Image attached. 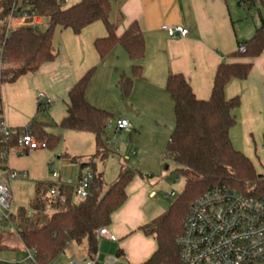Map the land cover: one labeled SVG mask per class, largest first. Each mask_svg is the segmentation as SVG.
<instances>
[{
    "label": "trees",
    "instance_id": "obj_1",
    "mask_svg": "<svg viewBox=\"0 0 264 264\" xmlns=\"http://www.w3.org/2000/svg\"><path fill=\"white\" fill-rule=\"evenodd\" d=\"M114 0H82L65 7L62 0H0V108L1 87L13 83L21 76L36 72L40 66L56 60L57 50L53 39L55 31L70 29L75 35L88 26L102 22L106 35L94 42L100 59L105 58L116 46H122L134 62L132 74L120 75L119 87L122 100L131 94L134 79L142 77L141 62L145 57V42L138 23L133 22L118 35L110 20ZM264 0H240L239 4H257ZM14 6L30 7V13L45 18L43 27H19L7 33V22ZM237 50L230 54L233 61L222 63L214 76L211 95L198 99L183 74L170 75L166 90L174 102L175 125L168 141L165 157L172 159L181 169L177 172L185 178L183 193L172 203L169 210L142 226L140 230L156 242V249L142 264H178L177 238L191 203L204 193L217 188H231L237 192L257 197L264 196V173L257 172L253 162L235 149L230 132L236 125L235 110L240 98L227 99L225 87L233 79L246 80L252 69V60L264 51V24L253 37L237 42ZM245 51L241 52L239 47ZM95 68L89 69L70 89L66 102V116L58 125L63 129L88 132L95 136L96 153L90 162L78 157H67L81 170L89 169L93 181L89 196L75 200L74 188L64 186L65 203L52 201L48 196L52 182H36L34 198L28 208L20 207L11 216L22 244L34 251L36 264H52L60 256L73 254L81 248L93 256L99 251L97 231L112 224L114 214L128 200V186L136 176L135 171L121 169L117 180L104 192L103 175L98 172L97 162L105 161L111 154L107 148V130L113 115L86 100V89ZM46 108H41L44 111ZM1 113V110H0ZM46 123L32 121L28 127L15 130L9 140L0 136V167L4 163L2 153L17 145V137L31 131L35 138L44 140L49 149L60 141V136L46 131ZM0 229V251L6 250ZM118 257L123 250L118 249Z\"/></svg>",
    "mask_w": 264,
    "mask_h": 264
},
{
    "label": "crops",
    "instance_id": "obj_2",
    "mask_svg": "<svg viewBox=\"0 0 264 264\" xmlns=\"http://www.w3.org/2000/svg\"><path fill=\"white\" fill-rule=\"evenodd\" d=\"M81 1L62 0L65 7ZM239 2L240 0H114L110 20L118 35L136 22L145 42V57L141 62L142 77L134 79L127 100H122L119 80L122 73L132 74L134 62L120 45L100 59L94 42L106 35L103 23L96 22L79 35H75L70 29L58 28L53 39L58 53L56 60L43 64L36 72L21 76L13 83L2 85L1 108L6 125L16 130L28 127L32 121H38L47 124L46 131L50 134H55L57 130L60 133L71 131L54 124H59L66 116V102L72 86L89 69L95 68L86 89V100L113 115L109 129L116 131V122L120 119L129 121L130 131L123 132L129 136L132 154L140 160L136 167L139 171L153 170L160 162H164V156H161L173 132L167 133L162 125H175L174 102L166 90L169 76L183 74L195 96L202 100L208 99L219 65L233 61L230 54L237 50V42L250 39L256 29L264 24L262 16L259 24H237L242 19ZM166 26H182L189 34L185 38H171L165 30ZM252 64L246 80L233 79L226 85L225 96L227 99L240 98V106L234 112L236 125L231 130L230 137L235 149L249 157L259 172L260 167H264V51L252 60ZM38 92H44L51 100L44 111L38 108ZM73 132L83 135L79 139L88 144V147L95 145V152L91 155L93 158L97 149L94 134ZM138 147L141 149L137 150ZM63 155L77 157L69 155L67 151ZM91 159L82 158V161L90 162ZM4 162L0 183L10 186L8 175L11 171L27 172L28 177L34 181V192L36 182H54L51 165L55 169L56 162L52 159L49 148L22 152L14 147L9 149ZM84 170L79 165L73 169L61 164L56 171L76 180ZM137 179L135 176L132 184L139 190L133 197L128 195V200L114 214L112 224L108 227L110 233L121 238L143 226L138 220L142 216L140 208L147 189L141 174ZM152 192L154 191H150L149 198ZM8 229L10 228L4 227L3 230L8 232ZM139 232L141 233L140 230ZM101 239L111 242L105 237ZM153 241L155 242L154 239ZM20 243L24 251L21 240ZM20 246H13L11 250L21 249ZM119 248L123 250V255L112 256L117 258L114 264L127 255L124 245ZM152 248L150 252L153 253L156 242ZM78 253L76 251L69 256L66 253L52 264H57L64 257L66 260L61 264H70L72 260L79 258ZM152 253L139 260L135 259L134 262L142 264ZM99 254V261L103 263L105 260L102 261V254ZM130 256L134 259L133 255ZM25 258L26 256L13 263L25 264ZM9 262L12 261L5 263Z\"/></svg>",
    "mask_w": 264,
    "mask_h": 264
},
{
    "label": "built area",
    "instance_id": "obj_3",
    "mask_svg": "<svg viewBox=\"0 0 264 264\" xmlns=\"http://www.w3.org/2000/svg\"><path fill=\"white\" fill-rule=\"evenodd\" d=\"M30 9L31 6L12 8L7 22V33L19 27L40 28L45 25V18L30 13ZM165 30L171 38H185L189 34L182 26H166ZM239 50L245 51L243 46H240ZM1 69L0 59V73ZM37 101L39 109L47 108L51 104L44 92L37 93ZM0 110V136L6 141L12 137L15 130L6 125L2 108ZM130 129L128 120L120 119L116 122V131ZM106 145L111 151H117L113 140L107 138ZM15 148L22 152L47 150L48 144L35 138L31 131H25L17 137ZM8 152L9 149L2 153L4 160ZM51 169L54 186L49 190L48 196L52 201L66 202V196L62 192L64 186L74 188L75 198L84 200L89 196L93 181L91 170H84L76 180H72L56 171L53 164ZM27 176V172L11 171L8 180L24 179ZM167 195L174 196L175 192L171 191ZM150 197H155V192H152ZM12 204L13 194L10 186L0 183V229L7 223L15 230L11 221ZM102 237L111 242L118 241L108 228L97 231L99 242ZM177 246L180 259L178 264H264V196L246 195L226 187H217L204 193L191 203L184 219L182 233L177 238ZM24 252L25 261L36 263L34 251L24 247ZM116 261V257H108L105 262L100 263L99 253H96L93 256L76 258L70 264H114ZM0 263L4 264L2 261Z\"/></svg>",
    "mask_w": 264,
    "mask_h": 264
},
{
    "label": "rangeland",
    "instance_id": "obj_4",
    "mask_svg": "<svg viewBox=\"0 0 264 264\" xmlns=\"http://www.w3.org/2000/svg\"><path fill=\"white\" fill-rule=\"evenodd\" d=\"M240 8L242 12V19L237 24H259V22H261L260 17L262 16L264 19V4H262L260 1H258L255 5L248 2L243 3L240 5ZM43 29H45V27H43ZM171 125L172 124L169 123L162 126L163 129L165 128L167 133H169V131H172L174 127V125ZM151 126L153 125L151 124ZM58 132L59 130H57L55 134L60 135V141L53 149H49L50 153L52 154V159L56 162V170L59 169L61 164H65L66 166L73 169L78 166V164L72 163L67 157L63 155L64 151H67L71 156H77L80 158V161H82V158L85 160L92 158L91 155H93L95 152V145L92 147L89 145L88 147V144L82 143L81 141L83 140L79 139V137L83 135L73 131H61V133L59 132L60 134H58ZM107 137L109 140H113L117 151H113L105 161H100L98 157L94 160L97 162L98 172L103 175V180L105 183L104 192L106 193L115 183L121 169H132L135 171L138 179L141 174L143 177V184L146 186L147 192L144 193L143 196L144 199L140 208L142 211V216L138 220V223L141 226L148 225L152 221L164 215L169 210L172 203L175 202L177 198H179V196L183 193L185 188V178L177 172V170L181 169V167L172 159L165 157L168 145L167 142L165 151L161 156H164V162H160L158 167L154 168L153 170H149L148 172L143 170L139 171L136 167V163H138V161L140 162V160L138 159V156H134L132 154L133 148L129 142L128 134L123 131L118 132L108 128ZM139 149L141 148L138 147L137 150ZM126 155H128L129 158L126 159ZM59 157L60 159H58ZM128 160L130 161L127 162ZM4 163L2 164V167H0V176L2 175V168L5 167ZM166 166L169 168L166 169ZM259 170H261L259 172L264 173V167H260ZM132 183L133 182H131L127 189L128 195L130 197H133L139 190V188L135 187ZM10 188L13 194V204L11 211L14 213L20 207L28 208L30 201L34 198V181L28 176L24 179H15L11 181ZM150 191L155 192V197H148ZM171 191L175 192L174 196L167 195ZM75 200L80 201L79 198H75ZM115 220H117V217H115ZM5 228H10V225L6 223ZM139 230L140 228H135V230H133L127 237L121 238L116 236L119 239L117 242H104V240L101 239L99 244V253L102 254V261H106L108 257L115 256L117 250L122 245H124L125 253L127 255L126 258L119 260L117 264H137V262H134L135 259L139 260L143 256L148 255V253H152L150 251L153 249L152 247L155 245V242L153 241L152 237H144L142 231L140 230V233ZM3 243L7 246L6 250L0 251V261H2L4 264L8 261L19 262L26 256L25 252L20 246V238L15 230L10 228L8 229V232L4 233ZM13 246H20L21 249L19 248L16 250H11ZM78 251L79 253L77 254V257H86L87 254L84 253V248H81ZM66 255L69 256L70 253L68 252ZM130 255H133L134 259ZM63 260H66V258H61V261H58L57 264H61ZM99 262L102 263L101 261ZM25 264L36 263L27 261Z\"/></svg>",
    "mask_w": 264,
    "mask_h": 264
},
{
    "label": "water",
    "instance_id": "obj_5",
    "mask_svg": "<svg viewBox=\"0 0 264 264\" xmlns=\"http://www.w3.org/2000/svg\"><path fill=\"white\" fill-rule=\"evenodd\" d=\"M98 264H100V263H98Z\"/></svg>",
    "mask_w": 264,
    "mask_h": 264
}]
</instances>
